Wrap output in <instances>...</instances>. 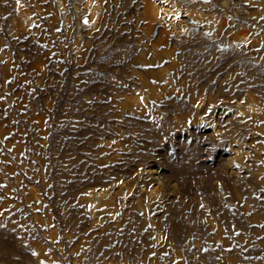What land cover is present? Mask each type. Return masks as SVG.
<instances>
[{
    "label": "rangeland",
    "instance_id": "rangeland-1",
    "mask_svg": "<svg viewBox=\"0 0 264 264\" xmlns=\"http://www.w3.org/2000/svg\"><path fill=\"white\" fill-rule=\"evenodd\" d=\"M0 264H264V0H0Z\"/></svg>",
    "mask_w": 264,
    "mask_h": 264
}]
</instances>
